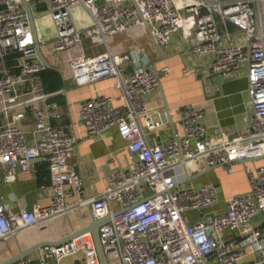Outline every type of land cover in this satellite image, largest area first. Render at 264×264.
Wrapping results in <instances>:
<instances>
[{
    "label": "built area",
    "instance_id": "1",
    "mask_svg": "<svg viewBox=\"0 0 264 264\" xmlns=\"http://www.w3.org/2000/svg\"><path fill=\"white\" fill-rule=\"evenodd\" d=\"M26 1L38 43L21 0H0V111L5 114L0 166L3 182L12 183L20 174L35 176L45 163L50 183L48 202L34 203L32 211L14 210L0 194V264L33 244L59 241L91 219L107 217L98 226L106 264H264V163H257L264 159V0ZM39 6L45 7L49 37L39 34L38 19L45 16L36 13ZM125 32L136 33L133 40L147 33L160 48L180 32L194 55L209 57L210 75L231 78L245 68V132L208 134L202 103L151 110L169 69L159 70L140 46L114 51L110 40ZM50 42L65 81L83 87L111 79L110 86L121 92L120 106L98 89L78 102L88 138L115 129L125 142L123 159L95 194L70 163L79 138L52 123L60 107L48 101L41 80L47 67L36 52ZM27 117L30 131L22 124ZM166 125L169 136L151 137ZM235 162H243L245 192L224 197L215 184L186 182L214 166L231 174ZM10 199L20 202L14 194ZM189 212L196 217L191 220ZM85 214L88 222L65 234L52 231L53 221ZM40 248L41 254L12 264H64L77 253L85 264H100L90 231Z\"/></svg>",
    "mask_w": 264,
    "mask_h": 264
},
{
    "label": "crops",
    "instance_id": "2",
    "mask_svg": "<svg viewBox=\"0 0 264 264\" xmlns=\"http://www.w3.org/2000/svg\"><path fill=\"white\" fill-rule=\"evenodd\" d=\"M36 13H40V10L37 9ZM83 20V22H87V19ZM45 24L49 27L46 15L42 18L39 17V34L49 37L51 30L49 27L50 31H47ZM136 33L139 34V32ZM135 34L134 32L118 34L110 40V45L114 51L125 53H128L133 47H143L147 50L151 61L159 70L165 67L169 69L168 74L163 75L162 86L149 103L151 110L167 108L178 110L185 105L202 103L207 110L204 124L208 134H217L219 131H223L232 136L245 132L249 106L248 80L245 68L240 69L231 78L210 75L206 69L209 57L198 58L194 55L180 32L172 36V40L166 48L156 46L147 33L133 40ZM55 59L57 61V58ZM49 62L54 66L51 61ZM54 67L61 68L60 65H55ZM65 82L66 85L62 88L65 90L60 94L62 99L53 101L58 103L61 114L59 117L54 118L52 123L63 127L66 132L75 134L79 138L76 149L70 157V163L83 178L88 192L95 194L104 189L106 176L110 168L123 159L122 148H124L125 142L115 129L109 130L101 137L88 138L85 127L79 121L78 102L93 96V89H98L99 94L114 97L116 106H120L123 103V99L121 92L110 86L111 79L101 80L94 85L83 87H77L71 82ZM4 118L5 114L0 111V125L3 123ZM174 120L178 122L177 114L174 116ZM22 124L26 130H31L32 122L30 117H27ZM170 133L171 128L166 125L162 130L151 134V137L161 140L169 136ZM28 140L29 142L33 141V136L30 133L28 134ZM257 163H264V159L258 160ZM40 164L42 165V163ZM233 169L234 172L231 174H228L223 166L202 171L200 176L193 179V183L215 184L220 187L224 197L247 191L249 184L246 173L243 170V162L233 163ZM44 170H46V174H42L40 178L38 174L35 176L32 174H20L15 182L4 183L0 166V194L3 195L6 202L13 206L14 210L26 207L28 198L32 200L33 204H46L48 202L47 186L50 181L46 166H44ZM11 194L19 198L20 202L18 205L11 201ZM81 217L69 216L53 221L51 223L52 231L65 234L77 223H86L81 222ZM189 218L192 220L195 217ZM254 221L255 223L259 222V215L254 217ZM31 256L33 254L23 259H28ZM209 264L215 263L210 262ZM239 264H245V261Z\"/></svg>",
    "mask_w": 264,
    "mask_h": 264
},
{
    "label": "water",
    "instance_id": "3",
    "mask_svg": "<svg viewBox=\"0 0 264 264\" xmlns=\"http://www.w3.org/2000/svg\"><path fill=\"white\" fill-rule=\"evenodd\" d=\"M21 3L23 4V6H24V8H25V10H26V12H27V14L29 16L30 23H31V26H32V30H33V34H34V38H35L36 43H38L39 37H38V32H37V28H36V21H35V17H34L32 8L30 7V5L28 4V2L26 0H21ZM36 52L38 54V57L46 65L47 68L54 69V70L58 71L61 74L62 78H64L62 71L50 64V62L47 60L46 56L44 55V53L42 52V50H41V48L39 46L36 48ZM64 90L65 89H62V90H60L58 92L48 94L47 98L49 99L52 96L62 94L64 92ZM212 168H215V166L209 168V170H211ZM201 174L202 173L189 176L186 179V182L192 181L193 179H195L196 177L200 176ZM32 208H33L32 200L30 198H28L25 209L27 211H32ZM107 220H108V217L100 219V220L91 219L84 227H82L81 229L76 230V231H74L72 233H69V234L65 235L61 240L53 241V242H39V243L33 244L32 246L21 250L20 252H18L17 254H15L14 256L9 258L8 260H5L1 264H12V263H14V262H16V261H18V260L30 255L31 253L35 252L37 249H39L41 246H43L45 244H52V243L53 244H59V243H63V242H66V241L72 239L73 237H75V236H77V235H79V234H81L83 232H86V231H90L92 233V235H93L94 243H95V246H96V250H97V253H98L100 264H106L104 252H103V249H102V246H101V243H100V240H99V236H98V226L101 223H103V222H105ZM72 264H81V261L79 259H76Z\"/></svg>",
    "mask_w": 264,
    "mask_h": 264
},
{
    "label": "trees",
    "instance_id": "4",
    "mask_svg": "<svg viewBox=\"0 0 264 264\" xmlns=\"http://www.w3.org/2000/svg\"><path fill=\"white\" fill-rule=\"evenodd\" d=\"M41 80L44 85V89L48 94L58 92L64 88L66 85L65 80L62 78L61 74L54 70V69H49L47 68L41 73ZM62 99V96L55 95L50 97L48 100L49 101H60ZM45 163L39 164L38 166V172L37 174L39 175L38 177L40 178L42 174H46V170H44ZM48 174V171H47Z\"/></svg>",
    "mask_w": 264,
    "mask_h": 264
},
{
    "label": "rangeland",
    "instance_id": "5",
    "mask_svg": "<svg viewBox=\"0 0 264 264\" xmlns=\"http://www.w3.org/2000/svg\"><path fill=\"white\" fill-rule=\"evenodd\" d=\"M38 10H40V13L41 15H45L44 12H45V7L44 6H39ZM45 29L47 31H50L49 30V27L45 24ZM42 51L43 53L45 54L46 58L52 62V64L55 66V65H60L61 66V58L60 56L56 53L55 49H54V43L50 42L48 44H46L43 48H42ZM58 57H59V60H58ZM57 58V61L56 59ZM221 206L218 205L215 207V209H218L220 208ZM188 216L189 217H196V214L194 212H189L188 213ZM89 219V215L88 214H85L84 216L81 217V222H87ZM53 229V227H52ZM35 253H42V249L39 248L35 251ZM76 259H79L81 261L82 264H85L84 261H83V256L82 254L80 253H77V254H74L72 256H69V257H66L64 260H63V263L64 264H72ZM25 261H27V258L25 259Z\"/></svg>",
    "mask_w": 264,
    "mask_h": 264
}]
</instances>
